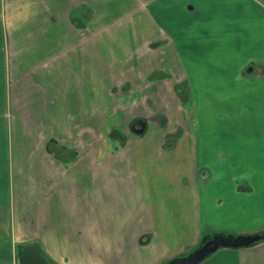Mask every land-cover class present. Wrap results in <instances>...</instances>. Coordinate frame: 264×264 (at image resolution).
I'll use <instances>...</instances> for the list:
<instances>
[{
	"label": "crops",
	"instance_id": "1",
	"mask_svg": "<svg viewBox=\"0 0 264 264\" xmlns=\"http://www.w3.org/2000/svg\"><path fill=\"white\" fill-rule=\"evenodd\" d=\"M29 4L34 14L23 27H4L5 5ZM147 43L151 54L166 49L157 70L187 79L190 91L192 77L208 69L239 84V63L224 69L217 60H238L245 45L258 44L245 56L264 68V0H0V245L37 244L56 264H165L206 233L264 230V149L255 154L264 101H221L218 169L198 157L212 154L211 142L199 150L193 131L195 147H186L192 133L170 112L151 114L184 127L171 148L156 123L131 133V121L148 116L131 109L143 99L124 103L114 89L125 93L130 83L143 94L129 78L143 74L135 55ZM97 77L106 100L96 98ZM150 83L160 90V78ZM108 125L127 135L125 147L108 146ZM227 213L235 224H215ZM15 262L0 255V264ZM200 264H264V243L221 248Z\"/></svg>",
	"mask_w": 264,
	"mask_h": 264
},
{
	"label": "rangeland",
	"instance_id": "2",
	"mask_svg": "<svg viewBox=\"0 0 264 264\" xmlns=\"http://www.w3.org/2000/svg\"><path fill=\"white\" fill-rule=\"evenodd\" d=\"M112 5L114 7L116 6L115 3H112ZM119 6H120V3H119ZM150 44L151 43L145 44L142 51H139L141 48L139 50L137 49L136 52H142V53H139V54L137 53L135 55V56L141 55L143 60H145L144 65H142L141 68L138 66L139 71L143 72V74H141V75L137 74L134 77L133 76L130 77L128 75L130 77L129 80H132L133 82H137L138 84H139V81L142 82L140 87L143 90V94H141V92L139 91L140 89L137 91L131 90L132 85L130 83L126 84V86L124 87V90L126 91L125 93L120 91L119 90L120 87L118 86V88L114 89L115 94L116 95L119 94L122 97L124 96V98H123L124 103H129V102L133 103V100H137V101L140 100L141 101L143 99V101H142L143 107L142 106H141V108H139L137 106L132 107L131 109L133 111H136V112L144 111V113L146 112V114L152 115L151 112H153L155 110V107H157L159 109L170 112L171 116H173V118L181 119V121L186 125V127L188 126L189 132L192 133V137H191L192 140L187 141L186 147L189 146L188 145L189 143L194 146V144H193L194 143L193 131L198 136L197 143L199 146V150H203L201 143L203 144V142H208V141L211 142L212 147H210V149L212 151V154L208 155V157L206 159H204V157L201 156V154L199 153L198 157H199V160H207L206 162L208 163V165L210 167H212L214 169H218L220 166H222L221 165L222 163L219 161V158L216 156V152H215V150H216L215 148L216 147L218 148L220 145L219 139L216 138V125H215L216 120H215V117H216V112L218 110L217 108L222 105L221 101L225 102L227 100H235L236 101V100L258 99L260 101H264V82H262V83L259 82V84L252 86L251 84H248V81H247L248 79L252 80V79H257V78H261V80L264 81V68L261 69L260 66L256 62L250 61V59H249L250 56H247V57L245 56L246 54H248V51H250V49H252L254 46L260 47L263 45H258V44H255V45L254 44H247V45H245V48L247 50L245 53L240 54V57L238 60H235V59L234 60H226L225 59V60H221V61L217 60V61H219L220 65H221V66L217 65V67L222 68V66H223L224 69L227 66H231L232 64H238L239 63V65H240L239 66V69H240L239 77L245 78L246 80H243V81L240 80L239 84H237L236 81H234L235 74L233 77L228 78L226 76H223L225 74H224V72H222V70L216 71V69H215L216 66H215L214 67L215 71L212 69L207 70L208 75L192 77V83H191L192 84V91H190V87L188 86V80L187 79H186V81H184V80H182L181 77H178V75H176L175 73H174L175 75H173V77L170 78L168 71H164V70L158 71V70L162 69V66L165 65V63H166V58H164V56L160 55V52L163 51L165 48L157 47V48H161V49H159L160 51L156 54H151L150 52H152V50H151L152 45L150 46ZM113 45H117V44L109 43L107 46L114 48ZM117 47H119V46L117 45L116 48ZM165 51H166V49H165ZM147 52H148L149 56H147ZM144 57H145V59H144ZM156 57L157 58L160 57L159 61H157ZM162 57H163V59H161ZM244 57H246V58H244ZM112 60L113 59H108V61H112ZM129 62H131V64H133V65L135 64L133 61H128V63ZM251 68H252V70H250ZM126 71H128V72H126ZM130 71H131V69L129 66L128 69L125 70V72L129 73ZM172 72H174V71H172ZM177 72L180 73L181 71L180 72L177 71ZM124 73L123 72L121 73V74H123V76H121L122 80H126V78H127V76L125 75L126 73L125 74ZM226 73H228V72H226ZM157 78H160V84H159L160 90H157V88H156L157 86H155L154 83H150V82H153L154 80H156ZM227 80H230V81L233 80V82H231L232 85L229 84L227 82ZM99 87H100L99 77H97V83H96V98L97 99H100L103 97V95H100L101 92L99 90ZM174 94H175L176 98L180 101L179 104H178L177 100L173 97ZM191 96H192V98H191ZM115 97H117V96H114V98ZM103 98L106 100V97H103ZM151 99L155 100L154 101L155 106L153 108H148L146 106L145 102H149ZM189 99H191L190 107L189 106L186 107L185 102L186 101L189 102ZM204 102H208V103L204 104ZM139 103H141V102H139ZM209 103H211V106ZM228 109L229 108H226L227 111H228ZM229 111H231V110L229 109ZM259 111H261V112L255 113L256 124L264 121V119L262 120V119L258 118V116H263L264 107L259 109ZM107 115H108L107 121L114 123L117 120L116 115H114L112 113H111V115L109 113H107ZM153 115H162V113L161 114H153ZM165 115L169 118V116L167 114H165ZM189 120L193 121L192 126H190L188 124ZM174 122H172L170 129L176 127ZM262 125H263V123H262ZM180 126L182 128H184L182 125H180ZM116 127L117 126L115 125V128ZM111 128L112 127L110 125L107 126V128H106L107 131L105 130L106 131L105 136L108 139L107 140L108 146L113 147L112 142H116V140H118V139H115V138L111 139L112 138V137H110V132L112 131ZM117 129L118 130H115V133L116 132L123 133V132H121V130L118 127H117ZM125 136H126L125 142L123 140H118L120 143L116 142L117 143L115 145L116 147H125L126 146V141L128 138H127V135H125ZM201 137H203V140H201ZM101 141L103 142V140H101ZM166 147L171 148L172 145L168 144V145H166ZM256 149H257L255 151L256 156L260 153H263L264 141H262V140L256 141ZM205 178L207 179L208 175H206ZM220 203L221 202L219 201V204ZM254 218H256V217H254ZM225 220H228V221H225ZM249 220L250 219L246 220L245 223L249 224ZM215 222H216L215 224H217V225L227 226L226 224H231V223L235 224V222H237V218L234 216L233 213H227L226 215L221 216V218ZM219 228H222V227H219ZM261 232L263 233L264 230ZM261 232H258V233H261ZM216 233H226V234H234V235L254 234V232L253 233L252 232L251 233L250 232H248V233H241V232L236 233L235 231H234V233H231L230 231L226 232V230H224L223 232L220 231V232L206 233V235H211V234H216ZM203 239H204V237H203ZM203 239L201 240L200 245L202 244ZM260 243H264V241H262ZM190 248L191 247L187 248V251H186L187 253L192 250ZM0 254L6 256L7 258H12L13 260L16 261L15 262L16 264H19L18 249L17 248L13 249V247H11L9 244L3 243L0 245Z\"/></svg>",
	"mask_w": 264,
	"mask_h": 264
},
{
	"label": "water",
	"instance_id": "3",
	"mask_svg": "<svg viewBox=\"0 0 264 264\" xmlns=\"http://www.w3.org/2000/svg\"><path fill=\"white\" fill-rule=\"evenodd\" d=\"M145 131V124L138 133ZM264 241V232L254 234L216 233L206 235L202 244L186 256L176 257L165 264H200L221 248H245ZM19 264H56L37 244L18 245Z\"/></svg>",
	"mask_w": 264,
	"mask_h": 264
},
{
	"label": "flooded vegetation",
	"instance_id": "4",
	"mask_svg": "<svg viewBox=\"0 0 264 264\" xmlns=\"http://www.w3.org/2000/svg\"><path fill=\"white\" fill-rule=\"evenodd\" d=\"M250 70H252V68ZM151 123H156L161 129L165 130V134H164L165 141H166V143L164 145L165 148H166V145H168V144L173 145V143L177 142L179 137L184 132V129L179 124L175 125L176 127L170 129L171 124H172V119L168 118L163 113H162V115H153L152 114V115H148V116H144V117H137V118L133 119L129 125V131L131 133L138 135V136H143L147 133V131L149 129V125ZM143 124H145V131L143 133H138V130L142 129ZM111 130L112 131L110 132V137L118 139V140H123L125 142V140H126L125 134L118 133V132L115 133V130H118L117 127L115 128L113 126L111 128Z\"/></svg>",
	"mask_w": 264,
	"mask_h": 264
},
{
	"label": "clouds",
	"instance_id": "5",
	"mask_svg": "<svg viewBox=\"0 0 264 264\" xmlns=\"http://www.w3.org/2000/svg\"><path fill=\"white\" fill-rule=\"evenodd\" d=\"M10 11L11 15H9ZM33 14L34 10L30 4L23 6V11L17 10L15 5H5L2 16L4 27L18 30L31 19Z\"/></svg>",
	"mask_w": 264,
	"mask_h": 264
},
{
	"label": "trees",
	"instance_id": "6",
	"mask_svg": "<svg viewBox=\"0 0 264 264\" xmlns=\"http://www.w3.org/2000/svg\"><path fill=\"white\" fill-rule=\"evenodd\" d=\"M0 255H2V254H0ZM4 256V255H3Z\"/></svg>",
	"mask_w": 264,
	"mask_h": 264
}]
</instances>
